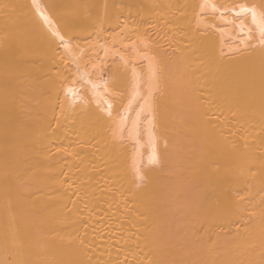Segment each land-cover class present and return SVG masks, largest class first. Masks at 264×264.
<instances>
[{
    "label": "bare ground",
    "instance_id": "obj_1",
    "mask_svg": "<svg viewBox=\"0 0 264 264\" xmlns=\"http://www.w3.org/2000/svg\"><path fill=\"white\" fill-rule=\"evenodd\" d=\"M241 6L264 0H0V264H264Z\"/></svg>",
    "mask_w": 264,
    "mask_h": 264
},
{
    "label": "snow or ice",
    "instance_id": "obj_2",
    "mask_svg": "<svg viewBox=\"0 0 264 264\" xmlns=\"http://www.w3.org/2000/svg\"><path fill=\"white\" fill-rule=\"evenodd\" d=\"M240 13L246 14L251 17V23L254 25L256 30L259 32L261 43L264 44V9H261L258 11L254 6L253 7L241 6ZM40 15L42 16L46 24L50 25L52 23L50 19L42 11L40 12ZM54 34L58 35V33H54ZM60 39H63V37H60ZM91 86L96 87L95 85H91ZM68 91L70 93H74L75 89L69 88ZM109 107L111 106L109 105Z\"/></svg>",
    "mask_w": 264,
    "mask_h": 264
}]
</instances>
